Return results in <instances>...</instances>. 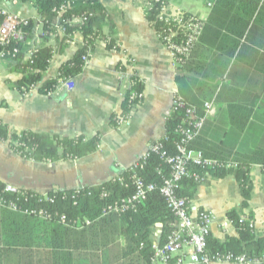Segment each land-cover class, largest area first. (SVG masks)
<instances>
[{"label": "crops", "instance_id": "1", "mask_svg": "<svg viewBox=\"0 0 264 264\" xmlns=\"http://www.w3.org/2000/svg\"><path fill=\"white\" fill-rule=\"evenodd\" d=\"M208 1L170 0L166 5L171 11L197 16L206 24L211 11L206 7ZM99 3L108 16L101 36L114 41L116 50L106 49L104 39L95 41L87 63L74 78L71 91H66L61 81L48 95L40 94L37 88L57 80L59 67L84 48L79 31L65 41L59 34L44 38L42 25L38 23L34 34L26 37L21 53L23 60L35 48L51 49L48 67L33 90L21 93L16 88L20 74L15 69V61L0 60V120L3 123L17 133L30 131L86 139L98 135L96 152L74 161L36 163L19 157L6 143L0 142V182L48 194L95 187L115 178L150 144L164 136L165 119L176 95L200 112H204V103L211 104L212 111L199 138L201 145L220 148L234 161L247 159L257 148L264 150L263 27L252 24L240 40L229 37L228 47L215 40L211 42L213 46L204 42L198 52V69L189 73L175 65L171 53L151 27L146 18L145 0H99ZM0 7L21 18L37 21L36 10L30 2L0 0ZM72 26L77 28L79 24L74 22ZM227 49L230 55L222 53ZM223 67L221 77H217ZM133 74L143 84L142 100L134 106L126 124L112 127L110 118L121 114V100ZM203 75L208 78L202 79ZM198 84H212L216 90L203 98L196 90ZM240 123H244L243 128H239ZM249 180L251 191L246 207L242 206L239 184L232 175L209 176L197 186L189 205L213 215L212 239L222 242L226 237L237 236L227 219L230 211L244 216L250 214L255 234L264 236V175L258 166L250 167ZM160 234V225H155L151 242H159ZM34 238L37 243L29 249L6 251L3 264H50L51 254L46 245L49 235L38 234Z\"/></svg>", "mask_w": 264, "mask_h": 264}, {"label": "trees", "instance_id": "2", "mask_svg": "<svg viewBox=\"0 0 264 264\" xmlns=\"http://www.w3.org/2000/svg\"><path fill=\"white\" fill-rule=\"evenodd\" d=\"M18 1L30 2L37 13V21L27 20L28 24L24 28L26 37L32 36L37 24L41 23L44 38L53 34L57 35L58 27H62L65 29L62 41L68 40L75 31L81 33L84 41V48L79 50L69 62L59 67L57 80L46 82L37 88L40 94H51L59 81L77 77L84 65L81 57L92 49L95 41L104 39L106 49L116 50L114 41L101 36V29L107 22L108 16L99 0ZM159 1L166 5L170 0ZM66 5L68 6L58 17L56 11ZM159 5L154 4L153 9L146 12V18L153 30L163 36L168 29H174L175 24L158 18ZM210 10L199 42L192 50L189 59L180 67L182 71L189 73L197 71L198 52L204 42L213 46L211 42L215 40L225 43L228 47L229 37L240 40L246 29L252 24L264 28V0H213ZM182 15L185 18L193 16L187 12H182ZM83 16H86L87 20L77 28L63 23L65 20L71 21ZM235 40L232 41L234 44ZM20 47L19 44L11 43L4 50L10 51ZM1 49L3 47L0 46ZM224 52L230 55L228 49L222 53ZM50 58L51 49L47 46L33 49V55L27 60H23L21 54H16L14 66L20 74L16 88L21 93L29 91L31 87L35 88L39 84ZM225 67L221 69V73L217 77H221ZM30 70L33 72L29 73ZM205 78L208 76L203 75L202 79ZM129 79L133 85L126 90L121 100V114L111 116L110 125L112 127H117L116 120L119 116L130 118L136 102L135 99L130 100V92H142L143 84L137 76L133 74ZM197 86L196 90L200 91L203 98L213 94L216 90V86L212 84L207 86L198 84ZM175 97L185 106H192L178 95ZM196 110L197 116L204 117V121L197 137L187 146L201 151L207 159L221 163H235L237 167L227 171L193 167L191 173L203 178L206 171L208 177L213 178L232 175L239 184L242 206L246 207L251 191L249 169L256 165L264 175V150L257 148L247 159L234 161L230 160L220 148L201 145L199 138L208 115L200 112L198 108ZM183 119L184 109L172 106L165 119V134L163 136L165 140L162 141L161 151L166 154L175 155V144L182 138L180 129L186 128L190 124L188 119L185 121ZM243 126L244 123L239 124V128H243ZM0 142L6 143L14 154L25 160L36 163H55L74 161L95 153L99 137L95 135L86 139L83 136H49L30 131L17 133L0 120ZM131 165L119 176L95 187L58 190L46 194L53 198L52 203L40 198L38 193L20 188L25 192L14 197V200L17 198V203L22 208L42 210L50 214L51 217L41 220L20 212H11L0 208V264L6 262L3 259V256L7 257L6 251H20L36 245L37 241L34 237L38 234L49 235L46 245L51 254L50 264H153L152 228L155 225H160L159 244L162 246L174 223V216L168 209L165 199L159 193L160 187L164 180L170 177L171 171L160 153H150L148 160L135 171H130ZM134 175L141 178L145 184H154L156 189L149 193L143 202L129 208L124 213L104 215L103 210L107 205L124 200L132 194ZM4 184L0 182V190ZM199 184L193 177L182 179L178 183L176 195L190 203ZM6 198L9 200L13 197L7 196ZM60 217L65 220L61 222ZM227 219L234 227L237 236L226 237L220 242L212 239L209 235L207 255L222 258L226 255L244 256L247 261H258L264 264V236L260 237L255 234L252 216L250 214L244 216L236 211H230L227 214ZM86 220L89 221L88 225L84 224Z\"/></svg>", "mask_w": 264, "mask_h": 264}, {"label": "built area", "instance_id": "3", "mask_svg": "<svg viewBox=\"0 0 264 264\" xmlns=\"http://www.w3.org/2000/svg\"><path fill=\"white\" fill-rule=\"evenodd\" d=\"M145 13L150 12L154 4L159 5L158 18L165 22H172L175 24V28L168 29L163 36L158 35L161 42L171 53L175 65L181 67L190 57V54L202 35L205 23L197 16L184 17L182 12H174L169 9L165 4H162L159 0H145ZM213 0H209L206 7L209 9L212 6ZM68 5L62 6L56 11L58 17L62 15V12ZM0 46L3 49L0 50V60L15 61L16 54L22 53V46L25 44L26 35L24 28L28 24V19L21 18L9 10L0 7ZM87 20L86 16L75 18L71 21H63L66 25H72L76 22L79 25ZM58 34L64 36L65 29L58 27ZM19 44L20 48H13L10 51L4 50L9 44ZM33 55V50L28 52L25 60L30 59ZM89 57V51L81 57L83 64H86ZM33 72L30 70L29 73ZM61 85L66 91H71L74 88V79L66 78L61 80ZM133 83L130 79L127 82V87H132ZM34 88L31 87L30 90ZM142 92H130V100L135 99L134 106L142 100ZM172 106L184 109V119H188L190 124L186 128L180 129L182 138L175 144V155L166 154L161 151L162 141L165 137L153 142L149 145L145 152L134 162L130 171H135L144 164L150 153H160L163 157L166 165L170 168V177L164 180L162 186L159 189V193L165 199L168 209L174 216V223L171 225V230L166 236L164 243L160 246L159 242L152 244L153 249V264H216L229 262L234 264H245L258 261H247L244 256L234 257L232 255H226L225 257H210L206 253L207 239L210 235V228L214 221L213 215L206 211H197L195 208H191L189 203L183 198L176 195V189L178 183L182 179L194 178L198 183H202L208 177L207 171L204 174V178L191 173L193 167H199L202 169H219V170H232L237 167L235 163H221L213 159H207L203 153L199 150L189 148L187 145L189 142L197 137L199 130L202 127L204 117H198L196 112L197 108L194 106H185V104L178 98L174 97ZM203 110L206 115H209L212 111L210 103L203 104ZM129 119L118 117L116 120V126L120 127L126 124ZM190 167V168H189ZM121 182V180H118ZM133 192L124 200L107 205L103 210V214L115 213L122 214L129 208H133L136 204L143 202L147 195L156 189L154 184H145L144 181L133 176ZM24 190L16 187L12 184L5 183L0 190V208L6 209L11 212H20L24 215L36 217L41 220H46L51 217L45 211L33 210L29 208H22L17 203V198L23 194ZM36 195V194H35ZM40 198H44L49 203L53 202V198L46 194H37ZM89 195V193H88ZM7 196L13 197L7 199ZM104 196V194H102ZM65 219L60 217V221ZM85 225L89 224V221H85ZM260 263V262H258Z\"/></svg>", "mask_w": 264, "mask_h": 264}, {"label": "rangeland", "instance_id": "4", "mask_svg": "<svg viewBox=\"0 0 264 264\" xmlns=\"http://www.w3.org/2000/svg\"><path fill=\"white\" fill-rule=\"evenodd\" d=\"M185 6V4H183V7ZM17 187V186H16ZM120 244H122V242H119Z\"/></svg>", "mask_w": 264, "mask_h": 264}]
</instances>
